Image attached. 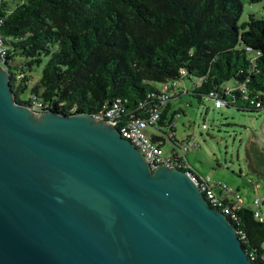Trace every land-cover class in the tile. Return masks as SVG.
<instances>
[{
	"label": "water",
	"instance_id": "95a60500",
	"mask_svg": "<svg viewBox=\"0 0 264 264\" xmlns=\"http://www.w3.org/2000/svg\"><path fill=\"white\" fill-rule=\"evenodd\" d=\"M0 264L255 263L190 173L92 115L31 111L0 66Z\"/></svg>",
	"mask_w": 264,
	"mask_h": 264
},
{
	"label": "trees",
	"instance_id": "16d2710c",
	"mask_svg": "<svg viewBox=\"0 0 264 264\" xmlns=\"http://www.w3.org/2000/svg\"><path fill=\"white\" fill-rule=\"evenodd\" d=\"M242 13L241 0H0L15 99L25 106L36 99L50 106L43 111L67 116L96 115L120 100L128 121L143 111L141 103L155 106L167 85L175 92L171 102L190 94L202 104L219 91L227 108L263 110L255 103L264 100V20L251 16L240 25ZM17 57L22 61L13 64ZM44 62L40 81L23 100L28 73ZM193 79L201 82L190 93L179 86ZM229 81L237 87L224 88ZM171 102L161 113V133L183 115L171 113ZM155 134L163 149L165 138ZM174 139L176 158L182 142ZM252 148L255 159L246 150L249 168L264 176V154L256 143ZM239 198L243 205L236 206ZM224 206L237 215L231 221L249 258L264 264V221L255 218L264 199L248 205L234 193Z\"/></svg>",
	"mask_w": 264,
	"mask_h": 264
},
{
	"label": "rangeland",
	"instance_id": "374dc122",
	"mask_svg": "<svg viewBox=\"0 0 264 264\" xmlns=\"http://www.w3.org/2000/svg\"><path fill=\"white\" fill-rule=\"evenodd\" d=\"M241 2L243 13L240 25L248 22L251 16L264 20V1L251 3L250 0H241ZM21 61L22 58L17 57L13 64ZM45 64L46 62L40 67H34L32 72L28 73L29 89L23 93V100L29 99V90L40 81ZM200 82L198 79L184 80L179 82V86L190 93ZM223 87L230 89L237 85L235 81H229ZM172 104L173 108L177 110L182 108L185 111L184 115L176 118L178 136L174 141L180 143L188 136L193 137L191 139L193 145L198 144L193 152L190 150L188 153L193 170L200 176L210 178L213 184L226 185L229 191L237 193L248 205L264 199V176H256L251 172L246 151L250 139L255 140V134L261 131L264 111H238L236 108L225 106L217 109L213 99L205 98L204 102L199 104L190 94L182 95L179 100H173ZM173 132L170 128H164L161 133L165 138L162 147L167 156L174 154L175 146L167 139ZM146 134L151 139L152 135L154 136L151 129L146 130ZM155 135L161 137L160 134ZM257 184L258 188L255 186ZM262 209L264 210V206Z\"/></svg>",
	"mask_w": 264,
	"mask_h": 264
},
{
	"label": "built area",
	"instance_id": "2783aa9c",
	"mask_svg": "<svg viewBox=\"0 0 264 264\" xmlns=\"http://www.w3.org/2000/svg\"><path fill=\"white\" fill-rule=\"evenodd\" d=\"M2 24L3 21L0 20V66L8 71L7 67L9 64L8 58L10 48L6 45V42L4 41V38L1 34ZM181 73L182 75H185V71H182ZM174 97L175 92L171 90L170 86L165 85L161 89V94L155 106L147 107L144 103H141L140 109L143 111L141 113L132 115L128 121L124 118V116L121 115L123 110L120 100H117L116 103L110 107H104L99 111V113L92 116L97 120L107 121L113 127L117 128L124 138L130 140L134 144V146L141 152V154L151 166L164 165L178 168L179 170L190 173L192 180L197 183L209 205L225 214L230 220L236 221L237 215L232 212L231 208L224 206L225 198H228L235 192L232 190L229 191V188L221 183H211L210 178H202L195 175L191 165L186 159V156L190 150H194L198 144L193 145L191 141H185L176 145L179 155H176V158H174L173 156H165L161 146L147 136L146 130L148 129L161 134V128L159 126L161 121V113ZM209 97L215 101V106L217 109L226 106V102L220 96L219 91L212 92ZM32 100V103L27 105L31 111L36 113L50 112L43 111L44 109H49L50 106L44 105L43 103L38 102L36 99ZM251 103L254 104L255 101L253 100ZM255 105L257 108L264 110V100L257 101ZM175 127L176 124H173L170 129H175ZM205 128L207 127L205 126ZM174 137L175 134L172 133L168 139ZM181 152L183 155H180ZM238 203L243 205V202L240 198L238 199L236 206ZM255 203L258 205L259 201H256ZM255 218L260 222L264 221V211H262L259 207L255 208Z\"/></svg>",
	"mask_w": 264,
	"mask_h": 264
},
{
	"label": "crops",
	"instance_id": "0c3cea01",
	"mask_svg": "<svg viewBox=\"0 0 264 264\" xmlns=\"http://www.w3.org/2000/svg\"><path fill=\"white\" fill-rule=\"evenodd\" d=\"M181 98V97H180ZM180 98H177L178 100L180 99ZM173 102V101H172ZM172 102H171V106H170V108H171V113L172 112H174V111H176L177 109H175V108H173V104H172ZM179 110H181L182 111V113H183V115L185 114V111L182 109V108H179ZM174 133H175V138L178 136V124H177V121H176V127H175V129H174ZM193 138V137H192ZM191 137H185L184 139H186V140H191L192 139ZM183 139V140H184ZM186 140H184V141H186ZM177 142V141H176ZM183 142V141H182ZM178 143V142H177ZM191 152H193V151H191ZM186 159H187V161L189 162V159H188V155L186 156ZM189 164H190V162H189ZM191 165V164H190ZM197 173V172H196ZM198 174V173H197ZM199 175V174H198ZM200 176V175H199Z\"/></svg>",
	"mask_w": 264,
	"mask_h": 264
},
{
	"label": "flooded vegetation",
	"instance_id": "af4514ba",
	"mask_svg": "<svg viewBox=\"0 0 264 264\" xmlns=\"http://www.w3.org/2000/svg\"><path fill=\"white\" fill-rule=\"evenodd\" d=\"M253 144H255V141L253 140L252 141V139H250V141H249V143H248V149L250 150L249 151V153H248V155H250L251 157H253L254 159L256 158V152L254 151V148H252V145ZM260 149V152L262 153V154H264V150L263 149H261V147H259Z\"/></svg>",
	"mask_w": 264,
	"mask_h": 264
},
{
	"label": "clouds",
	"instance_id": "9594fccd",
	"mask_svg": "<svg viewBox=\"0 0 264 264\" xmlns=\"http://www.w3.org/2000/svg\"><path fill=\"white\" fill-rule=\"evenodd\" d=\"M211 99V98H210ZM174 129H172V131H173ZM163 135V134H162ZM167 139H168V137H167ZM174 139V138H173ZM171 141V140H170ZM186 141H191V140H186ZM183 142H185V141H183ZM188 155V154H187ZM192 170H193V168H192ZM194 171V170H193ZM195 172V171H194ZM196 173V172H195ZM197 174V173H196ZM199 176V175H198Z\"/></svg>",
	"mask_w": 264,
	"mask_h": 264
}]
</instances>
